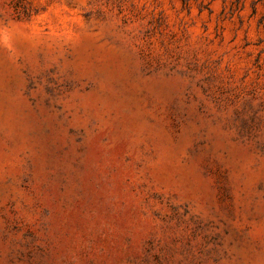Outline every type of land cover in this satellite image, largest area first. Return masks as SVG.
Segmentation results:
<instances>
[{
	"label": "rangeland",
	"instance_id": "1",
	"mask_svg": "<svg viewBox=\"0 0 264 264\" xmlns=\"http://www.w3.org/2000/svg\"><path fill=\"white\" fill-rule=\"evenodd\" d=\"M0 264H264V0H0Z\"/></svg>",
	"mask_w": 264,
	"mask_h": 264
}]
</instances>
